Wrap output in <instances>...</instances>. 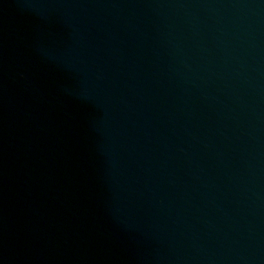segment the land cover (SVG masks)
Instances as JSON below:
<instances>
[{"label":"water","instance_id":"water-1","mask_svg":"<svg viewBox=\"0 0 264 264\" xmlns=\"http://www.w3.org/2000/svg\"><path fill=\"white\" fill-rule=\"evenodd\" d=\"M0 264H264V0H0Z\"/></svg>","mask_w":264,"mask_h":264}]
</instances>
